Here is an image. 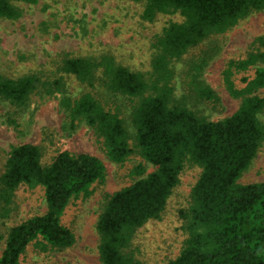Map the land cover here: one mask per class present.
<instances>
[{
  "label": "trees",
  "instance_id": "obj_1",
  "mask_svg": "<svg viewBox=\"0 0 264 264\" xmlns=\"http://www.w3.org/2000/svg\"><path fill=\"white\" fill-rule=\"evenodd\" d=\"M41 0H0V21L22 16L20 3ZM144 2L141 19L154 22L159 14L179 13L151 41L148 72L126 67L111 54L72 56L55 61L52 72L32 71L17 77L0 72V98L16 110L27 108L34 95H61L62 130L74 134L82 124L93 131L109 158L124 164L137 147L155 167L133 170V182L106 194L96 229L100 264H139L129 248L136 231L160 219L180 183L187 164L202 169L190 203L180 209L187 235L180 254L167 264H264V182L240 183L264 143V36L244 58L233 59L223 82L241 103L230 116L211 120L190 104L217 102L219 95L203 79L217 53L210 44L185 64L183 96L177 95L174 66L193 48L226 33L241 20L264 10V0H132ZM75 78L81 90L71 92ZM130 104L127 113L124 101ZM126 115V117H125ZM129 118L133 136L127 123ZM18 126L16 120L10 121ZM41 145L13 146L0 175V217L7 218L22 186L43 189L47 210L8 228L0 264H21L29 249L65 250L75 245L74 231L62 217L73 198H89L106 178L103 161L89 153L58 152L44 160ZM4 236L0 233V241Z\"/></svg>",
  "mask_w": 264,
  "mask_h": 264
},
{
  "label": "rangeland",
  "instance_id": "obj_2",
  "mask_svg": "<svg viewBox=\"0 0 264 264\" xmlns=\"http://www.w3.org/2000/svg\"><path fill=\"white\" fill-rule=\"evenodd\" d=\"M20 6L23 13L19 19L0 21V72L10 77L32 71L52 72L56 67L55 61L65 53L72 56L108 53L132 70L148 72L154 52L151 47L154 36L170 22L183 20L179 13H175L159 14L152 23L143 21L144 2L132 0H41L35 5L20 3ZM259 36H264V10L251 14L226 33L212 36L193 48L174 63L178 74L177 95L183 96L181 72L187 61L191 57L197 58L210 44L216 45L217 53L202 77L220 99L217 102H200L191 98L190 105L214 121L232 115L241 100L232 97L225 87L223 71L230 60L244 58ZM69 87L71 92L81 90L74 77L69 80ZM258 93L264 95V89ZM60 98V94L34 95L29 106L22 111L0 98V175L12 147L32 143L45 148L44 160L47 162L63 150L97 156L105 164L106 178L95 184L89 198H73L66 208L62 221L74 231L75 245L65 250L46 252L29 249L21 264H100L96 224L105 195L131 184L135 178L133 170L138 164L146 167V174L155 167L142 157L137 147L126 163H115L99 146L86 124L80 125L74 134L66 135L62 130ZM123 101L129 113L130 104ZM260 118L264 121V113ZM11 119L18 122L17 127L10 122ZM127 123L134 146L136 141L129 118ZM201 171L200 167L188 163L161 218L149 220L136 231L129 252L139 264H167L180 254L187 235L179 211L189 206L192 188ZM239 182H264V143ZM46 210L43 189L22 186L10 215L0 217V233L4 236L0 241V255L5 247L8 228Z\"/></svg>",
  "mask_w": 264,
  "mask_h": 264
}]
</instances>
